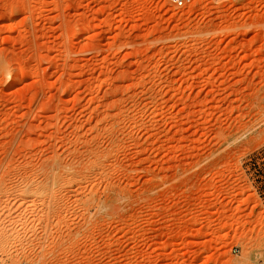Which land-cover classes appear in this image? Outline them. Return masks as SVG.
I'll return each mask as SVG.
<instances>
[{"label":"rangeland","instance_id":"374dc122","mask_svg":"<svg viewBox=\"0 0 264 264\" xmlns=\"http://www.w3.org/2000/svg\"><path fill=\"white\" fill-rule=\"evenodd\" d=\"M3 232L0 264H264V0H0Z\"/></svg>","mask_w":264,"mask_h":264},{"label":"built area","instance_id":"2783aa9c","mask_svg":"<svg viewBox=\"0 0 264 264\" xmlns=\"http://www.w3.org/2000/svg\"><path fill=\"white\" fill-rule=\"evenodd\" d=\"M169 2L176 8H184L190 4L191 0H169Z\"/></svg>","mask_w":264,"mask_h":264},{"label":"bare ground","instance_id":"6f19581e","mask_svg":"<svg viewBox=\"0 0 264 264\" xmlns=\"http://www.w3.org/2000/svg\"><path fill=\"white\" fill-rule=\"evenodd\" d=\"M34 187H35V186H34ZM37 189H38V188H37ZM40 191H42V190H40ZM40 191H39V189H38L37 192L40 194V193H41ZM34 192L37 194L36 191H34ZM46 192H47V191H46ZM46 192H45V193H46ZM43 193H44V192H43ZM37 195H38V194H37ZM41 195H42V194H41ZM41 195H40V196H41ZM43 195H44V194H43ZM43 195H42V196H43ZM42 198H43V197H42ZM5 231H6V230H5ZM3 233H4V234L0 236V239L5 240V239L7 238V237H6L7 234H6L5 232H3ZM7 239H8V238H7ZM19 246H20V245H19ZM3 250L6 252L8 249H7L6 247H4Z\"/></svg>","mask_w":264,"mask_h":264}]
</instances>
